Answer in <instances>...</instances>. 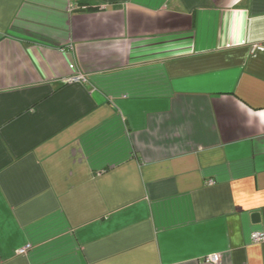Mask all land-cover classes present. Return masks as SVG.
I'll return each instance as SVG.
<instances>
[{
    "label": "crops",
    "instance_id": "0c3cea01",
    "mask_svg": "<svg viewBox=\"0 0 264 264\" xmlns=\"http://www.w3.org/2000/svg\"><path fill=\"white\" fill-rule=\"evenodd\" d=\"M255 231L264 0H0V264H264Z\"/></svg>",
    "mask_w": 264,
    "mask_h": 264
},
{
    "label": "built area",
    "instance_id": "2783aa9c",
    "mask_svg": "<svg viewBox=\"0 0 264 264\" xmlns=\"http://www.w3.org/2000/svg\"><path fill=\"white\" fill-rule=\"evenodd\" d=\"M250 239H251L252 243H263L264 242V232L263 231H255L250 235ZM27 248H29V247H26L24 250L20 251V253H23ZM218 261H219V255H212V256H209L205 259V262L213 263V264L218 263Z\"/></svg>",
    "mask_w": 264,
    "mask_h": 264
},
{
    "label": "water",
    "instance_id": "95a60500",
    "mask_svg": "<svg viewBox=\"0 0 264 264\" xmlns=\"http://www.w3.org/2000/svg\"><path fill=\"white\" fill-rule=\"evenodd\" d=\"M252 220H253L254 222H258V214H254V215H252Z\"/></svg>",
    "mask_w": 264,
    "mask_h": 264
}]
</instances>
